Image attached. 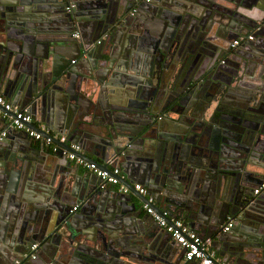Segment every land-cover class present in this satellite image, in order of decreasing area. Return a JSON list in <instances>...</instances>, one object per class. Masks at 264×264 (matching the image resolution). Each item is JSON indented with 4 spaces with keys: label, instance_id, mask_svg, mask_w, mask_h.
I'll return each mask as SVG.
<instances>
[{
    "label": "water",
    "instance_id": "95a60500",
    "mask_svg": "<svg viewBox=\"0 0 264 264\" xmlns=\"http://www.w3.org/2000/svg\"><path fill=\"white\" fill-rule=\"evenodd\" d=\"M170 1L0 0V94L59 146L33 147L1 111L0 264H175L176 243L133 197L185 217L228 264H264V0ZM191 53L208 58L207 85L184 83ZM188 91L199 102L184 107ZM62 150L113 160L128 192L82 180Z\"/></svg>",
    "mask_w": 264,
    "mask_h": 264
},
{
    "label": "built area",
    "instance_id": "2783aa9c",
    "mask_svg": "<svg viewBox=\"0 0 264 264\" xmlns=\"http://www.w3.org/2000/svg\"><path fill=\"white\" fill-rule=\"evenodd\" d=\"M148 1V0H146ZM74 8V5L68 3L66 7V11L70 12ZM134 12V11H133ZM73 37H78V32L73 34ZM252 34H242L236 40L232 41L230 44L231 49H235L239 44L245 41H252ZM0 115L5 118L9 117L7 114L2 113L5 112H13V117L8 118V128L23 131L25 130L28 133V136L31 140L36 143H40L44 148L48 149L50 152H57L59 146L54 144L52 139L49 137H45L30 128L27 127L29 123L32 122V118L25 114L23 110H19L17 108L12 109L11 104L0 95ZM42 131H47L44 126H41ZM6 137V130L0 132V140ZM53 138L58 140L59 143H65L67 138L65 136L53 135ZM70 148L74 151H79L80 147L75 144H71ZM62 154L66 157L68 161L74 163L77 167L85 168L92 174H94L97 178V187L100 190H104L106 188H114L118 192L127 193L128 188L121 184L119 181V177L121 175V169L119 166L113 161L108 160L105 162V165L108 167V170H103L95 166L93 163H88L82 158L76 156L74 153H70L67 150H62ZM134 190L138 192V194L145 196L147 190L144 186L140 184H134ZM264 189V184L257 188L254 191V194L257 195L261 190ZM153 199L148 198L147 202L142 203L141 208L143 212L150 216L157 225L163 229L165 232L170 234L172 240L179 245L180 249L183 252V261L184 263L188 262H197L199 264H228L222 258L218 256L216 251L212 248L210 242L203 241L199 235L191 230L186 222L181 218H172L171 222L168 223L165 217L170 216V212L168 210H163L160 213L154 211L153 207ZM77 207H74L72 210L75 211ZM226 225L223 228V232H227L233 226V220L228 218L226 220Z\"/></svg>",
    "mask_w": 264,
    "mask_h": 264
},
{
    "label": "flooded vegetation",
    "instance_id": "af4514ba",
    "mask_svg": "<svg viewBox=\"0 0 264 264\" xmlns=\"http://www.w3.org/2000/svg\"><path fill=\"white\" fill-rule=\"evenodd\" d=\"M254 32L255 31H252V32L250 31V32L246 33V34H252V36H253L252 41L255 39ZM110 35H111L110 32H105L104 34L100 35L99 38H98L99 41L97 43L98 44L101 43L102 45H106L110 41ZM241 45H243V43L239 44L235 49H231L230 48L228 53L230 54L232 52L231 50H236ZM228 53L219 61L218 64H221V65L225 64V59L228 58ZM194 54H196V53H191L190 55H185V56L183 55V57H182V59H183L182 62L183 63L185 62L184 63L185 64V67H184L185 71L182 73V77H183L184 83L186 84L189 81L193 82L194 80L197 81V79H198L197 83L201 82V83H203V85H207L208 82L206 80V77H207L206 71H207L208 68L207 67L203 68L204 59H206L207 57H205V56L203 57V56H200V55H198L197 57H192L191 55H194ZM170 65H171V63L169 64V66ZM223 78H224V80L226 79L225 76ZM212 89L213 88H211V90H205L206 95L209 96L210 99H212V96H210V94L213 93ZM179 100H180V103L184 107H187L188 105H192V104H195V103L199 102V97L196 94H194V92L188 91V92L184 93L182 96H180ZM228 102H229V100H228ZM165 105H166L165 103H163V105L162 104L160 105V112L156 116V118L158 120H160V122L165 119L166 111H162L164 109ZM184 107H183V109H185ZM173 115H176V114H173ZM38 249H39V244H33L31 246V248H30V250L32 252L30 251V253H28L27 259L28 258L32 259V260L36 259L37 253H38ZM21 264H24V262L21 263Z\"/></svg>",
    "mask_w": 264,
    "mask_h": 264
},
{
    "label": "crops",
    "instance_id": "0c3cea01",
    "mask_svg": "<svg viewBox=\"0 0 264 264\" xmlns=\"http://www.w3.org/2000/svg\"><path fill=\"white\" fill-rule=\"evenodd\" d=\"M174 2V0H171L170 1V3L172 4ZM261 4H264V2L262 1V2H260ZM172 6V5H171ZM175 9V8H174ZM135 12V11H134ZM133 11H132V13L131 14H133L134 13ZM1 95V94H0ZM3 96V95H2ZM4 97V96H3ZM5 98V97H4ZM6 99V98H5ZM264 108V107H263ZM34 119V118H33ZM32 119V120H33ZM41 126H43V125H41ZM2 128V125H1V122H0V129ZM14 136V135H13ZM15 139H16V137H14ZM30 141H31V144H32V146L33 147H36V148H39L40 146H42L40 143H36V142H34L33 140H31L30 139ZM46 149V148H45ZM49 151V150H48ZM75 164L74 163H72V166H74ZM79 174V176L80 177H82V180L83 179H85V178H88V177H90L91 175H92V173L91 172H89L88 170H86L85 168H79V172H78ZM86 182V181H85ZM87 183V182H86ZM139 184V183H138ZM93 185H95V180H94V182H93ZM96 187H97V181H96ZM133 199H134V201H135V203L136 204H138L139 205V208H141L140 206L142 205V203L140 202V200L137 198V197H133ZM142 215L144 216V215H146L144 212H142ZM182 220H184L185 222H186V224L188 225V220L185 218V217H182L181 218ZM226 223L227 222H225V224H224V226L226 225ZM189 227V226H188ZM190 228V227H189ZM191 229V228H190ZM232 230L234 229V225L232 226V228H231ZM191 230H193V229H191ZM194 231V230H193ZM231 231V230H230ZM196 232V231H195ZM197 233V232H196ZM198 234V233H197ZM171 242H173L172 240H171ZM170 249H171V252H172V256H173V260H174V263L175 264H185L184 263V261H183V252H182V250L180 249V247H178L177 246V244H172L171 245V247H170ZM216 253H217V251H216ZM218 254V253H217ZM218 256H219V254H218ZM220 258H221V256H219Z\"/></svg>",
    "mask_w": 264,
    "mask_h": 264
}]
</instances>
